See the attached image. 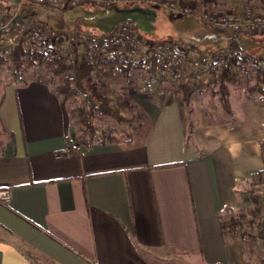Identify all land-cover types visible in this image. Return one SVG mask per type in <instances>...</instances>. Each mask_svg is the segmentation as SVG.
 Here are the masks:
<instances>
[{"label":"crops","instance_id":"0c3cea01","mask_svg":"<svg viewBox=\"0 0 264 264\" xmlns=\"http://www.w3.org/2000/svg\"><path fill=\"white\" fill-rule=\"evenodd\" d=\"M231 85L227 117L190 126L180 103L142 93L141 141L92 146L49 86L4 85L0 188L12 196L0 203V264H248L219 214L248 204L241 186L264 167V99Z\"/></svg>","mask_w":264,"mask_h":264},{"label":"trees","instance_id":"16d2710c","mask_svg":"<svg viewBox=\"0 0 264 264\" xmlns=\"http://www.w3.org/2000/svg\"><path fill=\"white\" fill-rule=\"evenodd\" d=\"M201 9H208L216 4L217 0H197ZM25 3V1H22ZM53 7L65 9L61 5ZM19 12L24 16L34 15L35 9H27L21 7ZM92 29V27H91ZM110 28L104 29L103 34L108 33ZM237 34V33H235ZM103 47V39L92 44H85L80 48L73 60H69L62 56L49 58L46 49L41 44L32 45L25 36H20L14 43L0 45V67L6 66L9 72L10 83L27 84L30 80L28 76V68L34 65H44L53 74L60 77V82L56 85V95L61 105H66L70 101H74L71 112L76 123L80 126L79 142L86 146H92L93 140L97 138L98 128L94 124V117L101 115L114 120L117 123L126 121L128 118L125 112H129L133 107V101L125 92H112L111 80L121 74L126 79L133 78L135 69H143L147 78L145 81L146 91L159 90L164 88V83L169 78L171 66L179 63L186 70L187 79L183 85L175 92H168L162 97L160 105L172 104L177 98L179 103L187 106L191 96L195 93H201L204 90L218 100L221 108L225 113H230L229 92L230 85L242 79V73L254 74L255 87L248 86V91L257 89L258 97L264 98V66L260 65V59L247 49L241 46V40L232 36L229 44L219 50L209 51L207 53L194 50V53L187 55H175L173 52L169 55V62L166 64L160 61L157 53L149 51L144 56L138 57L134 61H125L122 59L104 60L101 57V49ZM195 47V45H194ZM196 48V47H195ZM224 53V57L222 56ZM223 57V62L219 65L218 70L207 74L202 82H194L192 76L200 70L204 65L215 67V63H219V59ZM169 72V73H168ZM158 92V91H157ZM76 99H79L76 100ZM2 100V98H0ZM136 114L131 126L134 129L144 126V132L150 124V118L146 112ZM102 132V133H101ZM101 136L112 134L101 131ZM111 132V133H110ZM262 156L264 162V138L260 140ZM253 179L263 180L264 167L258 172ZM249 199L253 208L252 214H260L263 211V196L260 192L250 189ZM226 210V208L221 211ZM219 214V222L222 235L224 238L238 236V242L243 243L252 238L256 240L253 226L247 228V224L254 221L247 220V224L243 223L244 214L239 216H230L229 219L222 218V212ZM258 225V222L256 223ZM257 226L255 225V228ZM237 239V238H236ZM264 244V233L262 235ZM243 250V247H242ZM244 253V252H243ZM33 260V258H32ZM38 262L37 259L34 258ZM264 264V257L262 258ZM221 264V263H220Z\"/></svg>","mask_w":264,"mask_h":264},{"label":"rangeland","instance_id":"374dc122","mask_svg":"<svg viewBox=\"0 0 264 264\" xmlns=\"http://www.w3.org/2000/svg\"><path fill=\"white\" fill-rule=\"evenodd\" d=\"M25 1V0H24ZM164 0H161V2ZM172 1V0H165ZM177 0H175L176 2ZM260 0L257 4L260 5ZM177 3H180L177 1ZM186 7H196V9H201L200 4H195L194 6L189 3H180ZM243 4H249L257 9L258 5L249 0H233L231 2H221L217 1L216 4H213V7L208 9L216 11H237L240 10ZM0 7L7 8L8 11L15 12L18 7V11L21 7H26L27 9H35L34 15H31L29 19L28 16H24L19 12L20 17L11 21V24L15 22H24V20L30 21L29 26L31 27L37 21L41 22V31L47 32L50 30V27L54 28H63L68 26L71 28L79 27L84 28L87 31H93L95 34H103L104 29L110 28L114 29L119 23L129 21L134 24L136 27V35L138 42L141 45L140 53L136 57L144 56L145 50L148 47H151L155 43H160L162 41H167L170 44H175L177 52L181 55H187L194 53L196 49L194 45L200 49L201 52H209L213 50H219L226 47L230 42V31L228 30H216L209 25H206L201 21L196 15L191 14V11L177 12L171 9L166 8L162 4L155 3H145L140 0H131L124 1L120 4L113 5L107 8H99L92 6L91 4L85 5H75L68 6L65 9H59L53 7L47 9L40 4H33L28 1L25 3L20 2L19 0H0ZM196 13V12H195ZM18 14V15H19ZM19 26V25H18ZM92 27V29H91ZM13 30H17V24L10 27ZM264 32V31H262ZM232 34L238 37L241 40V46L244 49H247L252 54H254L258 59L261 60V66H264V34L260 32H255L249 34L251 36H243V33ZM10 38L0 39V45L8 44ZM30 43V42H29ZM36 45L34 43H30ZM88 44V43H85ZM85 44H82L85 45ZM194 44V45H193ZM151 45V46H150ZM188 45L190 48H188ZM81 45L79 47H82ZM179 48V49H178ZM188 48V49H187ZM175 50V49H174ZM178 55L174 53L173 56ZM179 56V55H178ZM260 56V57H259ZM169 58V57H168ZM160 59L163 63H168L169 59ZM28 76L30 77L29 82L34 84L39 83L44 86H49L52 90L56 92V85L60 82V77L53 75L46 66L38 64L32 67H29ZM169 73V72H168ZM133 78L126 79L121 74H116L115 78L111 80L112 92H125L131 100L134 102L132 109L129 112H125L127 120L121 123H117L108 117L96 115L94 117V124L98 128L99 132L97 135H101V131L108 133L109 130L114 136L123 137L128 143L139 142L141 141V134L144 132V126L134 129L131 124L133 121H130L129 118H132L136 114H143L142 108L136 103V99H143L145 95L142 93L145 92L142 83H145L147 74L143 69H135L133 71ZM170 74V73H169ZM242 79L232 83V89L235 92H242L244 95L249 94L253 97H258L259 91L253 89V91H248V86L256 88L255 85V76L254 74L242 73ZM9 72L6 69V66L0 67V92L3 89V86L10 84L9 82ZM205 79L202 78V81ZM169 81V80H167ZM28 82V83H29ZM198 83V82H196ZM200 83V82H199ZM20 84L21 83H15ZM165 85V84H164ZM164 88H167L164 86ZM160 89V88H159ZM237 89V90H236ZM158 90L154 88L153 94H150L152 100L158 105L161 104L160 101L162 97L159 96V93L156 94ZM148 94V96H149ZM264 99V98H263ZM79 101V99H76ZM138 102V101H137ZM179 103V98H177ZM74 101L68 102L64 106L69 115L71 122L74 127L73 136L74 138L80 139L81 131L80 126L74 120L72 116L71 107ZM182 110V116L184 122L190 126L192 122L197 123L200 121H218L222 118H226L227 115L220 106L218 100L211 94L210 90H204L203 93H195L191 96L190 102L187 106L179 104ZM209 113V114H208ZM135 118V117H134ZM213 118V119H212ZM202 121V122H203ZM101 132V133H100ZM110 132V133H111ZM241 188L245 191L248 198V204L235 207H226V210L221 211L222 218L229 219L230 216H239L240 213L244 214L243 223L247 224V220H252V224H247V228H253L255 233L256 240H249L243 243V252L246 263L248 264H263L262 258L264 257V244L262 242V235L264 233V182L263 180L250 178L246 180ZM254 189L261 193L263 196V211L260 214H252L250 211L253 208V205L249 199V190ZM258 222V225L256 224ZM255 225L257 226L255 228ZM239 234L235 236L238 238Z\"/></svg>","mask_w":264,"mask_h":264},{"label":"built area","instance_id":"2783aa9c","mask_svg":"<svg viewBox=\"0 0 264 264\" xmlns=\"http://www.w3.org/2000/svg\"><path fill=\"white\" fill-rule=\"evenodd\" d=\"M20 2L24 0H19ZM30 3L40 4L47 9L53 8L55 5H61L63 7L91 4L92 6L99 8H107L113 5L120 4L124 1L131 0H25ZM136 1V0H135ZM145 3L162 4L166 8L177 12L191 11L196 15L203 23L209 25L216 30H230L232 32L243 33L245 35L253 34L255 32L264 31V1H261L260 6L255 9L249 4H243L240 10L237 11H216L210 9H196V7H186L180 3L172 1L161 0H140ZM17 11L11 12L7 8L0 7V39L10 38L9 43H14L20 36H25L30 43L41 44L46 49V53L49 58L57 56L65 57L69 60H73L80 51L79 47L82 44H92L100 39H103V47L101 49V57L104 60L122 59L125 61H134L140 53L141 45L138 42L136 35V26L129 21L119 23L114 29L105 34H95L93 31H87L84 28L68 27L52 28L47 32L41 31V22L37 21L32 23L30 27L28 23L30 21L24 20V22H15L11 24V21L18 19L19 14ZM196 12V13H195ZM19 14V15H18ZM31 16H28L29 19ZM12 19V20H11ZM11 20V21H10ZM17 24V30L10 28ZM19 25V26H18ZM151 46V45H150ZM188 48L190 46L188 45ZM187 48V49H188ZM175 49V50H174ZM179 49V48H178ZM149 51L157 53L159 59H167L171 52L179 54L175 44H170L167 41L155 43L151 47L145 50V54ZM144 54V55H145ZM224 57V53L222 55ZM219 59V63H215V67H209L204 65L196 72L192 79L194 82H202L207 74L218 70L219 65L223 62L224 58ZM261 62V60H260ZM166 63V62H165ZM169 63V61H168ZM262 65V64H260ZM187 79L186 70L181 64L176 63L171 66L169 81L164 84L167 88H160L158 93L160 96L172 91L175 92L179 89L184 81ZM11 190L8 188H0V203L8 205L11 200Z\"/></svg>","mask_w":264,"mask_h":264}]
</instances>
